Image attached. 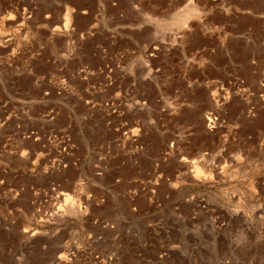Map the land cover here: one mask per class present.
I'll return each instance as SVG.
<instances>
[{
	"label": "rangeland",
	"instance_id": "374dc122",
	"mask_svg": "<svg viewBox=\"0 0 264 264\" xmlns=\"http://www.w3.org/2000/svg\"><path fill=\"white\" fill-rule=\"evenodd\" d=\"M0 264H264V0H0Z\"/></svg>",
	"mask_w": 264,
	"mask_h": 264
},
{
	"label": "bare ground",
	"instance_id": "6f19581e",
	"mask_svg": "<svg viewBox=\"0 0 264 264\" xmlns=\"http://www.w3.org/2000/svg\"><path fill=\"white\" fill-rule=\"evenodd\" d=\"M67 199H69V198L67 197Z\"/></svg>",
	"mask_w": 264,
	"mask_h": 264
}]
</instances>
